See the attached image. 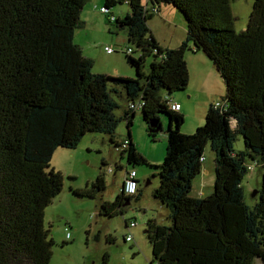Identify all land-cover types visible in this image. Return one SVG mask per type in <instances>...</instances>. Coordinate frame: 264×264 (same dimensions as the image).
Segmentation results:
<instances>
[{
	"label": "trees",
	"instance_id": "trees-1",
	"mask_svg": "<svg viewBox=\"0 0 264 264\" xmlns=\"http://www.w3.org/2000/svg\"><path fill=\"white\" fill-rule=\"evenodd\" d=\"M88 1L0 0V264L50 263L54 241L44 211L64 186L63 175L50 166L54 152L75 149L88 133L106 135L121 151L115 130L122 118L129 129L136 115L129 104L138 102L152 142L162 133L161 115L168 119L153 197L167 209L170 224L147 222L150 264L264 263V171L252 208L241 186L253 165L264 169V0L253 1L247 28L239 33L231 0H105L106 12L100 13L125 28L128 42L141 52L138 59L126 56L135 79L92 73L93 61L74 43ZM123 4L129 13L117 19L111 10ZM161 5L176 9L186 24V37L175 49L162 48L148 28ZM198 52L222 80L224 107L210 106L204 125L185 135L184 116L171 110L170 96L188 87L186 56ZM120 90L127 107L117 118L113 96ZM130 135L128 130L122 157L128 165L148 166ZM236 135L243 139L242 152L233 150ZM207 146L214 154L213 192L198 199L190 192ZM104 190L102 174L83 190L71 189L88 199ZM140 196L139 190L135 196L122 191L112 202L100 199L99 215L121 214ZM107 260L105 255L102 264Z\"/></svg>",
	"mask_w": 264,
	"mask_h": 264
},
{
	"label": "rangeland",
	"instance_id": "rangeland-1",
	"mask_svg": "<svg viewBox=\"0 0 264 264\" xmlns=\"http://www.w3.org/2000/svg\"><path fill=\"white\" fill-rule=\"evenodd\" d=\"M253 1L231 0L230 8L234 18V29L237 33L247 28ZM101 5L103 6V3ZM120 6L122 5L112 8L111 12L115 17L121 16L123 18L125 16H123L124 12ZM126 8L128 7L126 6ZM160 8V13L154 15L148 21V28L160 44L179 47L178 43H182L186 37L184 18L181 13L171 6L161 5ZM98 9H100L98 12L101 11V8ZM102 17L110 30H106V33L101 31L100 34L103 37L99 39L94 37L95 45L91 44L92 46L85 49L86 57H91L90 59L93 61L92 73L137 78L136 69L128 64L126 56L138 59L141 54L140 50L128 42L125 28L118 27L116 23L110 24L103 14ZM96 20V17H94L93 21L96 22ZM101 24L102 22L99 23V25ZM92 28L93 26L90 24L88 30L78 29L74 36V43L80 44L89 41L92 38L91 32H89ZM85 32H87V35ZM104 47L111 48L114 53L107 55L103 51ZM128 50L132 52L129 55L126 54ZM204 60L213 71L214 78H218L219 82L211 81V94L213 98L219 97L215 102H221V97L225 94L222 80L213 63L205 55ZM151 61L152 57L146 58L144 63L145 72L148 71ZM190 88L187 87L170 97L181 96L179 98L187 102L191 101L193 104L194 99L197 98L196 94L190 93ZM113 98L119 106L114 111V115L117 118H122L127 107L124 94L120 90ZM205 110L204 107L192 108L190 111L191 119L189 120L202 119ZM189 120L186 124L184 118L181 129H186L190 124ZM161 121L163 130L162 133L158 134L155 142H152L147 136L141 109L136 111L129 129L126 121L122 118L115 130L114 138L118 143L128 139V130H130L133 143L137 151L147 159L148 166L128 165L125 155L122 157L121 152L112 147L109 138L99 133L86 134L75 149H56L50 166L63 175L64 186L60 195L44 211V225L54 241L53 255L49 264H102L105 255L108 256L106 264H150L152 259L151 246L147 234L144 233L147 229V222L152 219L160 225L167 226L170 224L167 218V209L153 197L154 191L159 186L158 169L155 166L162 165L167 147L165 130L167 129L168 119L161 115ZM204 122L205 118H203L201 126L204 125ZM233 150L235 152L244 151V143L240 135L235 137ZM204 154L206 161L203 165H212L214 154L209 146L206 147ZM152 162H158V164L155 165ZM248 164L254 163L248 161ZM126 169L135 171L141 177L147 175L144 180L138 182V190L142 191L139 200L132 199L128 205L122 206L120 208L121 214L112 217L99 215L100 199L112 202L116 198L121 190ZM263 171L264 169L261 166L253 165V168L241 183L244 202L250 208L257 202V198L253 197V194L261 187ZM100 174L103 175L105 180V190L98 198H78L73 195L71 189H85L86 185L95 181ZM210 176L214 177L213 171H211ZM145 180L149 181L148 185H146ZM204 190L205 197L211 195L213 184H207ZM195 191L191 194L192 196L196 195ZM161 208L163 209L161 210ZM130 222L137 225L131 231L132 241L127 243L124 239L129 235V232L125 224ZM67 233L70 234V239L66 238ZM109 239L113 242H109ZM255 264L264 263L256 259Z\"/></svg>",
	"mask_w": 264,
	"mask_h": 264
},
{
	"label": "crops",
	"instance_id": "crops-1",
	"mask_svg": "<svg viewBox=\"0 0 264 264\" xmlns=\"http://www.w3.org/2000/svg\"><path fill=\"white\" fill-rule=\"evenodd\" d=\"M146 1L147 0H145V2ZM102 3H103V6L101 5ZM104 4H105V0H90L85 4V6L83 8L82 15H81L82 20L85 23V26L83 29L88 30L90 24L93 26V28L89 31V32H91L90 35H92V38H90L89 41H86V43L84 42V43L77 44L82 49V52H83L85 57H86L85 49L87 47L92 46L91 44L95 45L93 38L95 37V39H99V38L103 37L100 34L101 31H104L106 33V30H110V27L106 24L104 18L102 17V14L100 13V11L98 12V10H100L98 8H104V6H105ZM126 6H127L126 4H123L122 6H120V7H122L121 10H123V12H124L123 16H126L129 13V9H128L129 7L127 6L128 8H126ZM160 9H161L160 7L155 8V13L153 14V16L160 13ZM94 17H96V19H97L96 22L93 21ZM119 18H122V17L121 16L117 17V19H119ZM98 20H99V23L102 22L101 25H99ZM86 33L87 32H85V34ZM97 41H99V40H97ZM103 41L105 42L106 40L104 39ZM180 44L178 43V45H180ZM159 45L162 48H168V49L177 48V47H171V45H169V46L168 45H162L160 43H159ZM105 48L106 47H104L103 51L107 55H109L105 51ZM86 58L90 59L91 57H86ZM186 61H187L189 75H190L188 87L189 88L191 87L190 93L196 94L197 99H194V102L192 104L191 101L187 102L186 100L179 98L181 96L176 95L175 97L171 98V103H175V104L180 105L179 113L184 116V118L186 119V124H187V120L191 119L190 111L192 108L204 107L206 110L203 113V118H205L204 115L206 114V111L208 110L207 108L214 105L215 103H218V102H215V100L219 97L213 98V95L211 94L212 93L211 92V81H214L215 83H219V82H218V78H214L213 73H212L213 71L211 70L210 66H208L206 60H204V55L201 54L200 52L195 53V54H193V53L188 54L186 56ZM122 76H124V75H121V77ZM114 77H118V75H115ZM222 98L223 97H221V99ZM203 118L202 119L198 118V120L196 119L194 121L189 120L190 124L186 127V129H184V130L181 129L182 133L185 135H187V134L189 135V134L194 133V131L197 128H199L198 126H201V124L203 122ZM186 124H185V126H186ZM131 141L134 142L132 136H131ZM119 144H121V143L119 142ZM118 152H122V151H118ZM204 157H205V154H204ZM205 161H206V159H204V161L202 163L201 173L193 181L191 192H190V194H192L195 191V189L197 188L195 191L196 195H193V196L191 195V196L194 198H198V199L205 198V190L204 189H205L206 185L207 184L212 185L214 183V177L210 176L211 171H213V173H214V162L212 163V165L210 164L208 166L207 165L205 166V165H203L205 163ZM152 163L155 165L158 164V162H152ZM146 176L147 175H144L141 177V176H138V174H136L137 182L144 180L146 178ZM123 181H124V177H123ZM123 181H122V185H123ZM145 181H146V185H148L149 181L148 180H145ZM139 191H141V190L139 189ZM121 192H122V186H121V190H120L119 194ZM162 209L163 208H161V210ZM144 233H146V232L144 231Z\"/></svg>",
	"mask_w": 264,
	"mask_h": 264
},
{
	"label": "built area",
	"instance_id": "built-area-1",
	"mask_svg": "<svg viewBox=\"0 0 264 264\" xmlns=\"http://www.w3.org/2000/svg\"><path fill=\"white\" fill-rule=\"evenodd\" d=\"M101 12H106L104 8L101 9ZM111 21H115V18L112 17L110 18ZM105 51L108 54L114 53L113 50L109 47L105 48ZM128 54L132 53L131 50L127 51ZM224 104L222 102H218L214 104V108H223ZM129 108L133 109L135 111L139 110L142 108V104L140 102L134 103V104H129ZM171 110L179 112L180 110V105L171 103L170 105ZM121 151L124 150L127 146V141H123L121 144ZM122 191L126 194V196H135L138 192V182L136 180V172L135 171H130L125 173L124 176V181L122 185ZM136 223L132 222L129 224V228L132 230L133 228L136 227ZM67 239H70V234L67 233L66 235ZM126 242H131L132 241V235L131 233L126 237Z\"/></svg>",
	"mask_w": 264,
	"mask_h": 264
},
{
	"label": "water",
	"instance_id": "water-1",
	"mask_svg": "<svg viewBox=\"0 0 264 264\" xmlns=\"http://www.w3.org/2000/svg\"><path fill=\"white\" fill-rule=\"evenodd\" d=\"M256 194H257V192H255V193L253 194V197H255V196H256ZM125 205H128V203H127V204H125Z\"/></svg>",
	"mask_w": 264,
	"mask_h": 264
}]
</instances>
